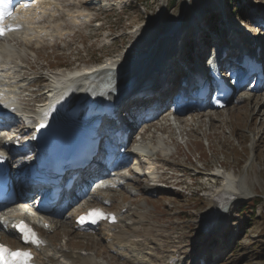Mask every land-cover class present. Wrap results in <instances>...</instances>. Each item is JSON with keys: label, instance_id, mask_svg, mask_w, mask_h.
I'll use <instances>...</instances> for the list:
<instances>
[{"label": "rangeland", "instance_id": "rangeland-1", "mask_svg": "<svg viewBox=\"0 0 264 264\" xmlns=\"http://www.w3.org/2000/svg\"><path fill=\"white\" fill-rule=\"evenodd\" d=\"M57 1L58 9H50L40 25H59L62 36L25 42V34L18 33L9 36L15 37L14 41L7 38L0 41L14 48L10 57L0 58L12 67V78L0 77V83L10 81L16 90L17 105L27 112L38 106L35 102L45 99L53 76L103 63L108 58L116 59L131 47L139 50L155 46L157 53L165 28L174 19L182 21L181 38H188L197 30L199 35L204 32L209 39L202 46L206 50L214 44H227L224 41L230 38L228 34L233 28L263 39L264 0ZM77 11L88 13L89 21H72L67 13ZM94 18L101 20L102 25L93 22ZM193 46L191 43L189 52L183 45L181 54L191 57ZM261 59L264 60V55ZM141 80L138 77L136 84ZM160 98L133 100L123 106L121 113L124 122L131 126L122 160L135 156L130 153L138 145L146 146L152 151L153 165L157 167L155 176L128 172L127 168L133 164L129 161L111 172L113 179L104 170L101 181L108 182L109 189L94 182L93 177L75 171L80 195H75L76 190L67 198L60 195L59 211L49 214L47 227L40 224L42 230L68 251L91 255L92 262L86 264H167L173 251H177V264H264V81L254 91L246 87L233 91L222 108L207 105L206 98L204 104L195 105V98L190 96L178 103L180 111L175 112L178 105L172 106L167 99L160 110L151 114V107L155 101L158 105ZM140 113L142 117L137 118ZM23 127L24 124L11 123L1 132L9 137L28 136ZM135 137L138 139L131 143ZM6 142L0 141V145ZM30 153L27 148L19 159L13 155V177L17 184L13 199L2 206L13 208L0 213V222L26 202L27 197H21L25 181L21 165ZM212 172L219 175L212 176ZM222 174L244 182L249 192L234 200L227 212L209 227V222L200 223L199 214L208 208L214 190L224 183ZM156 176L169 183L179 182L182 192L153 185ZM150 187L152 190L147 189ZM101 199L106 200L112 211L120 204H132L129 217L123 221L131 225L130 218L133 219L137 231L127 242L126 250L110 248L97 228L83 232L72 227L77 213L100 204ZM66 200L68 203L60 206ZM220 219L222 224L218 223ZM0 238L17 246L3 226Z\"/></svg>", "mask_w": 264, "mask_h": 264}, {"label": "bare ground", "instance_id": "bare-ground-1", "mask_svg": "<svg viewBox=\"0 0 264 264\" xmlns=\"http://www.w3.org/2000/svg\"><path fill=\"white\" fill-rule=\"evenodd\" d=\"M58 4L60 5V3H58V1L56 2V0H31L28 1V3L25 5L23 4H19L18 7L16 8V12L9 16L8 18H6L3 21V26H5V30H4V34L2 36H0V41L1 40H5L6 38L14 41L16 40L15 37L13 38H9V36L11 35H17L18 33L25 34V38H23V40L25 42H29L32 39H35L38 42V39L40 41H42V39H48L50 38V40L52 38H54L55 36H62V29L60 28L59 25L56 26H46V25H40L41 21H42V17L49 12V10H57L58 8H56L58 6ZM59 7V6H58ZM52 8H56V9H52ZM68 17L71 18L72 21H77L79 19H83L85 22L89 21V17H88V13H82V11H77L76 14H73L72 12H68L67 13ZM83 17V18H82ZM19 26L20 28H14V29H6L9 26ZM23 43V42H22ZM10 44V43H9ZM24 44V43H23ZM25 45H29V44H25ZM13 47L9 46L8 44H5V42H2L0 44V58L3 56L5 59L10 57L11 54L13 53ZM154 47L152 46H147V48L143 49H129L128 52H126L127 56L125 57V59L122 57L121 59L122 62H125V64H129L132 63L130 68L128 69V71H126L127 77H131L133 75H140L141 79H144V76L146 77V75L150 74L152 69H156V70H163L164 71H171L172 70H179L182 69V67L179 64H169L168 63V59L164 58V56L159 55L158 53H154L153 50ZM179 52H182V48L180 50H178ZM180 52V53H181ZM182 55V54H181ZM183 56L186 57L185 62H187V57L185 54H183ZM148 59L150 62L149 64L145 65L144 67H141L139 64L143 61V60ZM120 60L119 59L115 60L112 63H117L118 65H120V62H118ZM127 61H129V63H127ZM111 62H103V63H99L98 65H91V66H84L82 68H78L75 69L73 71H68L65 74L59 75V76H53L51 79V83L47 86L46 88V97L45 99L38 104V106L32 111V116L38 118V119H43L46 117L45 112L49 111L53 105V103L57 102L60 98H62L65 94L66 91V86L68 84V82L70 81V77H72L73 75H75L76 73H79V71H82L83 73H85V69H87V71L91 70V72L93 73L94 78H99L101 75H105L108 71L109 68H106L107 64H110ZM12 67L9 65V62L6 60H0V77H5V78H12L10 75L12 74L11 72ZM159 70V71H160ZM184 71V70H183ZM144 72V73H143ZM180 72H175V76L173 77V82H175L176 78H178ZM146 74V75H143ZM124 75H125V70H122L121 72H117L113 79L116 83V86H122L124 83H126V79H124ZM118 77V78H117ZM76 80V79H75ZM78 81V80H76ZM158 80L154 81L155 83ZM170 82L167 78L164 81L165 83ZM197 85V82H194ZM6 86H10L9 88ZM11 84L10 81L7 80V82H3L0 83V102H5L6 104H13L16 106V111H19L17 109V101H16V90H14V86H12L11 88ZM16 88V87H15ZM195 88V86H194ZM161 87H156L153 88V91L156 90H160ZM177 92L181 91L179 86H176ZM196 90H198V88H195ZM205 89L206 87L203 85V87H201L202 90V95L205 96ZM176 92V93H177ZM188 92H190V90H186L184 89L183 91V95L182 98H180V100L178 102L175 103V105H178L179 102H182L185 98H188L190 96H192V94H189ZM140 93L141 91L138 88L135 89H130L128 91L125 92L124 95L121 96L120 98V102L126 106L127 104H129L131 101L139 99L140 98ZM174 95V94H173ZM104 95H101V97H103ZM173 97V96H172ZM170 96V94H163L161 96L160 99H158V105L153 104V106L151 107V114L155 113L156 111L160 110L161 107H163V105H165V102L167 99H171L172 98ZM255 98V97H254ZM256 100V99H255ZM257 101V100H256ZM168 103V102H167ZM201 104H204V99H201ZM168 105V104H167ZM207 105H209V103H207ZM181 107H177L174 109L175 112L178 111V109H180ZM180 111V110H179ZM199 113H203V112H199ZM23 115V117L25 119L29 118L28 115H26L25 113H21ZM149 114V113H148ZM139 117L137 118H141L142 117V113L138 114ZM203 115V114H202ZM81 116V114H80ZM27 124L29 126H31V123L29 120H27ZM129 128H131V126L129 125ZM143 137V136H142ZM109 145V144H108ZM146 146H142V145H138V147L135 148V152L137 153V155H139L140 157H144L145 161H146V165L148 166L147 169L150 173H152V169L154 167L151 158L147 157L150 156L148 154H146ZM131 154V153H130ZM135 169L138 170V165L134 166ZM104 166L103 164H97L96 162H94L91 166L87 167L84 169L83 174L85 175H90L93 177H97L100 176L98 178L103 177V173H104ZM14 179H12V183H13ZM222 181H224V183L222 185H220L219 187H217L214 192L210 195L209 200H210V204L208 206V208L204 211H202L199 214L200 217V223H202V221L204 219H206L209 215V212H211L212 210H214L216 207L218 208L219 206V200H225V203L223 204L222 207V211L219 214V217L223 216L224 213L227 212L229 205H231V203L238 199V198H243L247 195V193L249 192L246 184L244 182H240L239 180H235L232 176H227V178L224 180L222 178ZM65 183V180L63 181V184ZM99 184H101V186L105 187L107 186L106 184H108V182H99ZM70 186L71 190L75 191L77 190V188L79 187L78 185V181L76 180L74 183H72ZM148 190H152L151 187L147 188ZM248 189V190H247ZM131 190V189H129ZM24 193L21 197H24L25 195L28 194V189L24 188ZM39 192V191H37ZM72 191H70L71 193ZM69 193V191H68ZM68 193H65V195H68ZM35 194H39V193H35ZM34 196V195H31ZM29 198V197H27ZM64 198H66V196H64ZM103 198V197H102ZM30 199V198H29ZM100 205L104 208H107V203L106 200H102L101 199V203ZM8 207H4L5 208H13L12 205H7ZM26 207V206H24ZM4 209H2L0 212H2ZM132 209V204H120L119 206H117L112 212V216L110 218V220L102 223L97 230L99 231V235L105 239V241L108 243V245L110 246V248H114L116 250H126L124 249L125 247H127V242L130 243V239L132 237L135 236V231H137V226L136 223L134 222L133 219L130 218V220H132V224H126L124 223V219L129 217L128 215H130V210ZM55 213H57L58 211L53 210ZM38 212V211H37ZM39 214H43L40 213V211L38 212ZM133 213V212H132ZM19 216L18 212H15L13 214L10 215H5L4 219L2 220V222H0V226L6 229V232L9 233V235H11V237L13 239H15V242L18 244V236L15 233L14 229L11 227V223L13 222V220ZM27 216V215H26ZM29 217V219H31L34 222L37 223H41V224H45L43 219H39V217L35 214H31ZM8 221V224L6 223ZM220 222V224L223 223V221L220 219V221H218V223ZM72 227L75 230H80L83 232H89L90 230L87 228H81L75 220H73L72 222ZM40 235L42 238V243L39 245V247L34 248L35 251V262L37 264H86L89 262H92V257L89 254H83L81 252H74V251H68L66 249V247L60 243H58L57 241H52L48 238L47 234L42 230H40ZM125 237L127 239H125ZM132 240V239H131ZM132 243V242H131ZM134 243V242H133ZM131 245V244H130ZM129 245V246H130ZM167 259L169 260V263L167 264H172V262H174L177 259V251H173L171 252ZM178 263V262H177ZM176 263V264H177ZM175 264V263H174ZM195 264H199V263H195Z\"/></svg>", "mask_w": 264, "mask_h": 264}, {"label": "snow or ice", "instance_id": "snow-or-ice-1", "mask_svg": "<svg viewBox=\"0 0 264 264\" xmlns=\"http://www.w3.org/2000/svg\"><path fill=\"white\" fill-rule=\"evenodd\" d=\"M2 18V17H0ZM3 29L0 28V35L3 34ZM103 213L99 210H93L89 213V218L95 223L97 218H102ZM83 219V218H82ZM13 227L21 233V238L25 243L33 244L37 247L42 243L36 233L27 225L21 223L20 225H13ZM47 227V225H45ZM31 260V253L25 251L13 252L11 249L6 248L4 245H0V264H29Z\"/></svg>", "mask_w": 264, "mask_h": 264}, {"label": "trees", "instance_id": "trees-1", "mask_svg": "<svg viewBox=\"0 0 264 264\" xmlns=\"http://www.w3.org/2000/svg\"><path fill=\"white\" fill-rule=\"evenodd\" d=\"M230 1V0H229ZM232 10H234V8L232 9ZM258 201H260L261 200V198H256ZM245 209V208H244Z\"/></svg>", "mask_w": 264, "mask_h": 264}]
</instances>
